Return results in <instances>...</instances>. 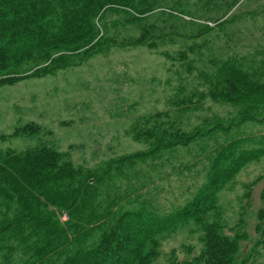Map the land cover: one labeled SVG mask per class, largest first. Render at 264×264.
I'll return each mask as SVG.
<instances>
[{
  "label": "rangeland",
  "instance_id": "374dc122",
  "mask_svg": "<svg viewBox=\"0 0 264 264\" xmlns=\"http://www.w3.org/2000/svg\"><path fill=\"white\" fill-rule=\"evenodd\" d=\"M108 21L119 37L137 38L145 28L172 35L151 46L114 47L78 67L0 87V151L45 144L87 176L103 178L92 224L69 211L58 213L62 236L84 246L121 214L178 213L220 168L246 157L202 216L156 235L145 252L152 253L149 264L195 262L213 224L237 241L236 264H263L264 103L258 116L241 121L242 104L211 95L230 63L264 82V0H168L135 23L117 14ZM158 112L180 114L183 131L203 135L121 167L122 158L152 149L131 130L138 119ZM28 124L40 132L14 136ZM15 212V206L1 207L0 220ZM45 239L27 230L2 236L0 264H59L61 255L47 254Z\"/></svg>",
  "mask_w": 264,
  "mask_h": 264
},
{
  "label": "trees",
  "instance_id": "16d2710c",
  "mask_svg": "<svg viewBox=\"0 0 264 264\" xmlns=\"http://www.w3.org/2000/svg\"><path fill=\"white\" fill-rule=\"evenodd\" d=\"M167 1L0 0V87L78 67L114 47L153 45L172 34H158L155 29L145 28L137 38L119 37L110 31L108 19L113 14L125 15L129 23H135ZM254 77L230 63L211 96L242 104L241 121L254 119L259 115L257 106L264 103V82ZM177 115L158 112L138 119L132 126L133 138L150 143L152 149L122 158L121 167H132L153 153L188 145L203 135L200 131H183L181 115ZM40 130L36 124H28L18 128L14 136L38 134ZM248 160L238 158L220 168L196 199L178 213L161 216L137 210L121 214L113 218L98 239L84 246L62 236L58 213L69 211L92 224L98 217L96 191L103 178L87 176L66 161L61 152L45 144L21 153L0 151V208L16 207L12 218L0 220V238L24 230L42 232L47 254L61 255L59 264H149L152 253L145 252L147 244L178 222L202 216L216 193ZM259 219L263 221L264 217L259 215ZM237 250V241L223 236L212 224L206 228L205 247L200 256L195 262L180 264H236Z\"/></svg>",
  "mask_w": 264,
  "mask_h": 264
}]
</instances>
